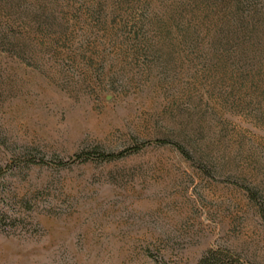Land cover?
<instances>
[{
	"label": "rangeland",
	"instance_id": "obj_1",
	"mask_svg": "<svg viewBox=\"0 0 264 264\" xmlns=\"http://www.w3.org/2000/svg\"><path fill=\"white\" fill-rule=\"evenodd\" d=\"M0 264H264V0H0Z\"/></svg>",
	"mask_w": 264,
	"mask_h": 264
}]
</instances>
